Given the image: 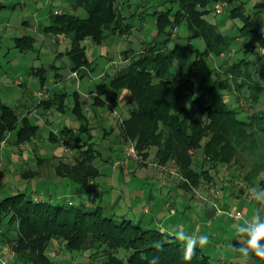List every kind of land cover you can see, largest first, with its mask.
Here are the masks:
<instances>
[{"label": "trees", "instance_id": "obj_1", "mask_svg": "<svg viewBox=\"0 0 264 264\" xmlns=\"http://www.w3.org/2000/svg\"><path fill=\"white\" fill-rule=\"evenodd\" d=\"M68 1L71 10L51 11L50 22L44 29L70 39L67 51L70 67L83 77L86 68H91L84 41L101 44L108 33H124L132 24H123L119 0ZM167 1L177 5V9L155 11L157 36L145 42L140 53L113 74L108 83L102 81L97 85L95 104L103 106L113 101V90L126 89L125 102L130 106L128 116L120 124L121 134L126 141L136 142L139 154L147 156L149 149L156 147L158 161L174 159L191 182H198L199 167L200 174L212 178L205 165L216 168L221 163L248 160L249 169L243 178L253 184L264 173V110L246 113L241 118L239 115L244 111L236 104L241 99L237 91L254 102H259L264 94V83L251 71L256 61L243 56L228 63L223 79L212 76L210 71L199 76L209 58L220 57L232 49L237 36H228L207 18L211 12L209 4L218 0ZM227 1L229 16L242 22L237 26L238 36L243 39L242 50L255 54L257 48H264V32L255 25V16L246 11L244 0ZM4 6L0 1V8ZM80 8L86 10V16L77 14ZM253 9L264 16V0L256 2ZM183 23L189 34L182 41L173 42V30ZM196 38L203 40V49L193 41ZM33 43L30 35L17 38L22 51L32 49ZM66 96L67 93L56 90L40 103L51 107L59 102L61 109H65ZM75 97L74 111L82 113L78 92ZM13 130L16 142L25 143L39 135L40 127L14 106L0 102V143ZM84 131H88L86 125L76 131L70 127L60 130V135L71 138L77 155L75 162L60 161L56 166L58 176L81 188L99 175L94 161L100 152L91 135L86 140L80 137ZM52 138L59 141L55 134ZM197 150L202 154L200 162L195 156ZM4 221L7 225L19 224L16 248L21 264H56L46 252L53 240L71 252H89L90 261L85 264H148L152 256H159V264H215L199 247L192 260L185 262L182 245L168 231L105 214L101 205H72L16 192L0 197V226ZM121 250L126 251V259L120 256ZM94 258H100L101 262Z\"/></svg>", "mask_w": 264, "mask_h": 264}, {"label": "rangeland", "instance_id": "obj_2", "mask_svg": "<svg viewBox=\"0 0 264 264\" xmlns=\"http://www.w3.org/2000/svg\"><path fill=\"white\" fill-rule=\"evenodd\" d=\"M1 1L6 4V6L0 9V34L2 36L4 35L3 40L0 41V83H2V85L0 86V99L4 103L15 106L22 100L23 90H26L22 88L23 85H27L30 94L39 87L38 77L30 72L31 69H33L34 67L38 68L40 66H45L48 67L47 71H52L54 73L55 71H53L51 64L55 63L57 65H63V61L68 62L69 59L66 54H64L63 59H60L58 58V56H56L57 51L66 50V42L57 47L54 44L55 42H52V40L50 39L49 31L44 29V25L49 24L50 21L45 19V16L51 13V11H70L71 7H68L69 4L66 0ZM165 1L166 0H119L117 2V5L121 11V15L124 16V19H122L123 24L131 23L132 28H128L127 31L124 30V33H108L107 39L101 44L93 42L92 40L88 43L84 41V43H86L87 45V56L90 60L93 61L95 66V72L93 76L95 78V81L101 80L100 78H97V74H99L102 70V78L103 80H107L106 77L108 72L109 74H115L126 67L132 61V59L137 56V54H139L140 51L145 47V45L147 44L145 42L153 40L157 36L158 26L154 18L155 11L168 10L169 8H174V10L177 9V5L172 6L171 2ZM258 1L260 0H244V3L246 11L255 16V25H257L261 29V31L264 32V16L255 13V10L253 9L254 4ZM214 4L215 3L209 4L208 7L211 9V12L208 14L207 18L210 21L218 24L220 29L228 36H237V40L236 42L233 41L232 49H230L224 55L220 57L213 56L209 58V60L204 64L203 68L200 69L199 76L206 75L210 71L209 73L212 76L223 79L224 70L228 63L237 61L243 56H247V58L251 59L253 62L254 60L256 61L251 69L252 74L255 77L261 79L264 83V57H261L262 53L264 52V48H257V52L255 54L249 52L248 54H246L245 50H242L240 46L243 39L238 36L237 30V26L242 24L241 20H233L229 16L230 6L228 1L223 12L218 14L214 13L213 11ZM77 14H79L80 16H86L87 12L85 9L80 8L77 11ZM27 19L33 20L35 23L37 19H41L42 23L38 25L39 27H37V30L35 32L32 29L28 30V33H31L30 36L33 38V45L35 46L32 49L22 51L17 45L15 46L17 42L15 43L14 37L23 34L21 31L23 30L22 24L23 21ZM188 34L189 33L187 26L183 23L178 26V28H175L173 30L172 40L173 42L175 40L182 41L181 38L186 37ZM56 35L58 36L59 34H55L54 36L57 37ZM64 37L65 39L68 38L65 35ZM193 41L201 49L205 47L202 39L196 38ZM105 49L108 51V55L115 60L114 62L108 63L106 66L105 64L107 62L105 61L107 60V58L106 56H104ZM126 58L127 60H124ZM93 63H91L90 65V70L87 71V73L89 74H91V72L93 71ZM213 67H215L216 69L212 71L211 69ZM62 71L63 73H66V70L63 69ZM214 77L211 78L213 79ZM18 80L23 84L19 85L14 83ZM87 80L85 79L84 82H86ZM10 83L12 84L11 89L7 88L6 86V84ZM231 83L235 84L233 81H231ZM41 89L37 90V100L39 99V96L37 94ZM68 89L70 90V92L73 91L72 88ZM124 90L126 89H121L118 91L113 90V101H107L106 104L103 105V107L100 106V108H103V112L108 115L106 116V122H94L95 126L93 128L97 132L95 138L93 137L95 139L94 143L97 144V142H100L101 147L99 148H101L102 153L101 156L96 157L94 161L96 166L99 168V175L92 180L99 179V177L101 178L102 176V178H104L105 174L103 173L107 172L106 177L115 176V179L114 181L104 180V185L107 184L114 186L112 188L115 192L114 195L118 194L122 189L126 192L129 189H136L133 190L134 193L136 191L140 192V189H145L149 194L152 188V192L156 197L155 202H161L167 199L169 196L168 190L163 189V193H161L162 189H160L158 185H155L154 183H145L144 179L137 176H131L130 182L125 184L122 176L123 171H120L123 169L114 171L112 169H117L120 166L121 162H123L124 164L128 162L127 164L131 163L128 172L140 175H153L154 173H156L157 176H161L168 183H172L174 185L179 184L183 187H185L183 182H187L188 185L185 188L188 189L189 193L192 194L194 198H191L190 201H185L183 203H190L194 208L191 211L185 212L183 204L178 203V213L174 216V218L180 219L181 223L187 225L188 228L190 227L188 224L192 221L193 233H195V227L197 223H200L202 226V235H207L209 239L212 238L215 241H220L221 244H224V247L218 246V244H216L215 247H213L209 252L211 257H213L212 259L215 264H245V261L240 258L239 254L234 253L230 248V242L233 244L237 243V241L233 240L235 238V233L232 228V224L236 219H238L234 216V214L243 212V205L248 207V209H250V212L248 213L244 211L242 217H250L253 214L254 210L257 207V204L251 198L249 190L254 186L258 188L264 187V173H262L259 178H256L253 184L246 183L244 181L243 175L249 169L248 160H242V162H239V160H235L233 163L218 164L216 168H209L208 165H205L204 167L209 169L212 178L200 174L202 168H198V166L195 165V167L200 170L198 175L199 180L198 182H191L189 180H186V177L183 176L179 165L174 159H170L165 162L158 161V157L156 155V147L150 148L147 156H143L138 152V156L136 158L126 157V148L129 144H136V142L133 140L126 141L121 135L120 124L122 120L129 114L130 106V103L125 102L128 98V95H125V97L121 98L122 92ZM237 92V95L240 96L241 99L236 105H239V107L244 111V113H240L239 117L245 118L246 113L248 114L253 113L254 111L264 110V94L262 95L259 102H254L248 99L245 95H241L239 91ZM231 98L232 102H234L235 104L234 97ZM67 101H72V96L68 97ZM59 119L60 117H58L57 121ZM75 119L79 120V118L74 116V114L66 112V114L62 115V118L60 120L62 121V124L57 123L54 127L58 126V128H60L65 124L73 126L77 123H73ZM107 119H109L110 121H107ZM108 128H112L113 132L109 134L105 133ZM114 132L115 134H118V138L114 139V141L111 143L110 137L112 136V134H114ZM15 137L16 130H13L11 131L9 143L7 144L6 148L10 147L11 142L14 141ZM70 142H72V140H70L69 138L67 143L73 150ZM105 142L106 144H111L113 148L115 145H117L118 153H116V151L109 152V149H105V147H103L105 145ZM6 148H4L3 153L6 151ZM55 149L58 151V153L61 152L59 148ZM50 152L54 153V151ZM64 152L65 155L63 156V158H67L66 161L70 162L71 160H73L74 150L71 153L65 150ZM109 154H111L112 159L110 161H106L105 157H107V155L109 156ZM123 156L125 158H123ZM195 156L199 162L202 160V154L200 150H197V152H195ZM70 157L73 158L70 159ZM31 160V162L34 164L33 159ZM1 162L0 197H4L11 193L20 191L14 190V188H25L24 184L21 185L20 183L14 182V180H17V178L20 176V173L23 172L25 168L24 164L15 165V167L9 169L8 166L5 165L4 158ZM55 164L56 161L53 160L51 163L50 159V161H48V164L42 165L43 168L41 166L40 167L46 170V172L48 171L49 173L54 174ZM36 166H39V164H36ZM4 176H6L7 183H2L3 181H1V179L3 180ZM55 176L58 177L57 175ZM128 178L129 175H127V179ZM8 185L11 188L7 187ZM150 185H152V187ZM23 188L21 189V191L26 192L28 196H33L34 193L32 192V184H29L28 188L26 189ZM226 198H228L229 200L230 198H232L231 204L223 202V200H227ZM67 201H69L68 198H62L55 202L68 203ZM203 203H207L209 205L212 204L216 209L217 207H220L222 210H224V212L218 213L223 214L225 217H227V219H229L227 222H225V224H220L221 221L215 218L213 221L214 226L211 228L212 236H210V232L207 230L208 226L205 221L206 219L202 214ZM231 207H235V211L230 210L232 209ZM107 211L108 210L104 207L105 214L108 213ZM121 211L122 209L118 210V214L116 216L118 219L123 218L122 216H119L122 215ZM172 217L173 216H171V218ZM5 221L4 224L0 226V231L4 232L2 233V236L0 233V249L7 247L10 251H12V253H15L13 257H10L8 264H13L14 262V264H21V262H19L17 259L18 252L16 248L18 243L17 229L19 224L14 223L13 225H7ZM221 226L223 228H220ZM5 251L6 250H4V252ZM4 252L0 253V264H3L2 259L9 258V255L6 254L7 252ZM46 252L50 254L53 260H55L56 264H85L90 261L89 252H71L67 250L64 245L56 242L55 240L50 243ZM221 255L223 257L222 260L219 261L218 258ZM120 256L126 259V251L121 250ZM95 259L96 261L101 262L100 258H94L93 260ZM259 261L260 260L257 258L255 264H260Z\"/></svg>", "mask_w": 264, "mask_h": 264}, {"label": "crops", "instance_id": "obj_3", "mask_svg": "<svg viewBox=\"0 0 264 264\" xmlns=\"http://www.w3.org/2000/svg\"><path fill=\"white\" fill-rule=\"evenodd\" d=\"M1 1V0H0ZM69 4L68 7H71L68 0H66ZM6 6V4H4ZM3 8V7H2ZM0 8V9H2ZM37 13V12H36ZM45 19L50 21V13L45 16ZM41 19H37L36 23L33 20L27 19L23 21L22 24V35L15 36L14 41L17 42V38L24 36V35H31V33H28V30H34V32L37 30L38 25H40ZM48 25V24H47ZM46 26V24L44 25ZM33 35V34H32ZM55 35V34H54ZM52 33H50V39L52 42H55L54 44L59 47L61 44L65 43L67 44L65 51H57L56 56L58 58L63 59L64 54H67V51L70 48V39L64 37L65 34L55 37ZM66 36V35H65ZM4 35L2 36L0 34V41L3 40ZM91 40H85L86 43L90 42ZM85 43V44H86ZM18 46V44H15V46ZM69 45V47H68ZM35 46V45H34ZM87 46V45H86ZM108 51L105 49L104 53L107 58L105 62V66L110 63L114 62L115 60L112 59L108 53ZM108 56V57H107ZM69 59V56H68ZM90 60V59H89ZM124 60H127L124 59ZM91 63H93L92 60H90ZM51 67L54 73L51 71H47L48 67L40 66L38 68L31 69V73L38 77L39 80V87L31 92V94L28 91L27 85H23L22 88L26 89L22 92V100L16 104L14 107L22 114L28 116L33 123H36L40 127L39 135L32 138V140L27 141L25 143H17L16 137L14 141L11 142V145L9 148H6V151L3 153V158L5 165L8 166L9 169L12 167H15V165L24 164L25 168L23 172L20 173V176L17 178V180L14 182L20 183L21 185L24 184L25 188L18 187L14 188V190H20L18 192H24L21 191V189L28 188L29 184H32V192L33 198L35 199H51L53 201L60 200L62 198H68L69 201H67V204L72 205H82L87 207H95L98 205H101L102 208L104 207L108 210V214H113L115 217L118 214V210L122 209V216L123 218H130L136 222H140L143 225L147 227H154L159 228L163 225V227L171 234L174 229L178 225L183 226V229L188 234H193V222L189 223V228L187 225H184L181 223L180 219L174 218L175 215H177V204L181 203L184 206L185 212L191 211L194 207L191 206L190 203H183L185 201H190L191 198H194L192 194L189 193L188 189L185 187L179 185V184H172L165 181L161 176H157L156 173L153 175H140V174H134L131 172H128V169H130V164H124L121 162L120 166L117 169L114 170H120L122 172L124 183H129L131 176H137L144 179L145 183L155 184L158 185L160 189H162L161 193H163V189L168 190V198L161 201V202H155L156 197L155 194L152 192V188L150 193L148 194L147 190L140 189L136 191L135 193L133 190L136 189H129L127 192L125 190H120V192L116 195H114V190L112 189L114 186L112 185H104L105 181H114L115 176H107L106 173L104 178L91 180L89 185L85 188H81L78 186L75 182L67 179V178H60L61 176H58L56 173V166L60 163V161H66L67 158H63L65 155L64 149L62 145L57 140L54 141L52 138V135L55 134L58 138L60 136V130H62L64 127H70L73 128L75 131L81 128L82 125H86L88 128V131H84L80 133V137H82L84 140L88 139V137L91 135L92 142L95 141V135H97L96 130L93 128L95 126L94 122L100 121L102 123L106 122V113L103 112V108H100V106H97L95 104V98L97 96V85L101 83L102 81L104 83H108L112 74L107 73V80H103V70L97 74V78H100L101 80L95 81L94 72H95V66L93 63V71L91 74L87 73L83 77L80 75L79 77H76L72 75L73 70L70 67V60L63 61V65H57L55 63L51 64ZM46 68V70L44 69ZM66 70V73H63L62 70ZM104 69V68H103ZM31 74V75H32ZM100 76V77H99ZM45 78V79H43ZM87 80L84 82V80ZM44 80V82H42ZM102 82V83H103ZM16 84L22 85L23 83L19 80L14 82ZM2 83H0V86ZM7 88L11 89L12 84H6ZM47 87L49 89V95L45 98L52 97L54 92L56 90H61L65 93H67L66 96V103L67 105L64 107L65 109H61L59 102L54 103L51 107H46L45 105L39 103V101L36 99V93L37 90ZM68 88H72L73 91L70 92ZM76 92L79 93V99L81 102V112L78 113L74 111L75 107V94ZM125 95H128V91L124 90L122 92V97H125ZM72 96V101H67L68 97ZM1 98V97H0ZM89 101V102H88ZM0 102L1 99H0ZM4 103V102H3ZM8 104V103H6ZM125 105V104H124ZM12 106V105H11ZM103 107V106H102ZM57 110V111H55ZM66 112L74 114L79 120L75 119L73 121L77 122L75 125H63L62 127L58 128L54 127L56 124H62L60 121L62 118V115L66 114ZM70 115V114H69ZM128 116V115H127ZM126 116V117H127ZM58 117L60 119L57 121ZM107 121H110L107 119ZM106 125V124H105ZM113 129L108 128L105 133H112ZM122 135V134H121ZM94 137V138H93ZM70 138V137H69ZM118 138V134H112L110 137L111 143L114 141V139ZM71 140V138H70ZM95 144V143H94ZM96 148L99 150V155L101 156V147L100 142H97L95 144ZM105 149H109V152L116 151L117 152V145L111 146V144H106L103 146ZM55 148H59L61 152L58 153V151ZM50 151H54L50 152ZM50 152V153H48ZM115 153V152H114ZM115 153V154H116ZM77 155L76 151L73 153V157H70V159L73 158L70 162H75V156ZM97 156V157H98ZM33 159L34 164L31 162ZM123 158H125L123 156ZM56 161V164L54 165V174L57 175L56 177L53 173H49L48 171L42 169V165L48 164V161ZM112 159L111 154L107 157H105L106 161H110ZM115 163V162H114ZM36 164H39V166H36ZM96 165V164H95ZM42 168H41V167ZM6 167V166H5ZM40 167V168H39ZM129 167V168H128ZM7 168V167H6ZM113 173V172H112ZM127 175H129V178L127 179ZM1 178V177H0ZM20 178V179H19ZM133 178V177H132ZM2 183H7L6 176L3 177ZM13 184V183H12ZM10 185V184H9ZM7 187H10V186ZM152 187V185H150ZM11 188V187H10ZM13 189V188H12ZM16 193V192H14ZM13 194V193H11ZM10 195V194H9ZM227 200H223L224 203L231 204L232 198L230 200L226 198ZM138 202V204H137ZM201 205V204H200ZM203 210L202 214L204 218L206 219L207 224V230L210 232V236H212V227L214 226V219L220 220V224H225L229 219L225 217L223 214H219L217 212V209L212 204L203 203L202 204ZM235 211V207H231ZM124 211V212H123ZM250 212V209L248 207L243 205V212ZM232 212V211H231ZM171 216H173L171 218ZM171 218V219H170ZM220 228H223L222 226ZM195 233L202 235V226L200 223H197L195 227ZM2 236V234H1ZM57 242V241H56ZM218 244V246L224 247V244H221L220 241H215L212 238H208L207 244L202 248L204 252H206L208 255L209 252L215 245ZM1 245V244H0ZM2 248V247H1ZM7 252V253H6ZM4 253L9 255V251L6 250ZM211 256V255H210ZM222 255L218 258L219 261L222 260ZM213 258V257H211ZM213 260V259H212ZM13 263V262H12ZM15 263V262H14ZM13 263V264H14ZM89 263V262H87ZM260 264H264V260L259 261ZM18 264V263H17Z\"/></svg>", "mask_w": 264, "mask_h": 264}, {"label": "clouds", "instance_id": "obj_4", "mask_svg": "<svg viewBox=\"0 0 264 264\" xmlns=\"http://www.w3.org/2000/svg\"><path fill=\"white\" fill-rule=\"evenodd\" d=\"M249 192L257 207L250 217H240L232 224L235 233L233 240L237 243L230 242V248L239 254L245 264H255L257 258L264 260V187L254 186ZM160 230L167 231L163 225L160 226ZM171 235L174 241L182 245V258L185 262L191 261L197 248H203L208 242L207 235L198 233L190 235L181 225H178ZM159 259V256H152L148 264H159Z\"/></svg>", "mask_w": 264, "mask_h": 264}, {"label": "built area", "instance_id": "obj_5", "mask_svg": "<svg viewBox=\"0 0 264 264\" xmlns=\"http://www.w3.org/2000/svg\"><path fill=\"white\" fill-rule=\"evenodd\" d=\"M226 4H227V0L216 1L214 4V7H213L214 13H216V14L222 13ZM54 12L60 13V12H62V10H55ZM86 69H87V71L90 70L89 68H86ZM72 75H74L76 77L80 76V74L77 70L73 71ZM37 95L39 96L38 101L40 103L42 99H45L49 95L48 88L47 87L42 88L38 92ZM10 135H11V132H8L0 143V169H1V164H2L1 161H3V150L7 146V144L9 143ZM68 139H69L68 137L60 135L59 136V143L63 146L65 151H68L71 153L73 150L70 148L69 144L67 143ZM125 156L128 158H136L138 156V149H137L136 144L131 143L128 145V147L126 148V151H125ZM217 212H224V210H222L220 207H217ZM234 216L236 218H240L243 216V212L235 213ZM4 250L9 251V258L8 259H2V262H3V264H8L10 257H13L15 255V253H12V251H10L7 247L0 249V253L4 252Z\"/></svg>", "mask_w": 264, "mask_h": 264}]
</instances>
